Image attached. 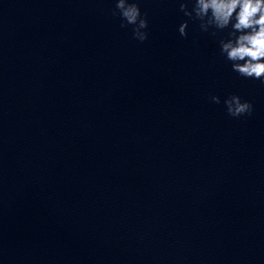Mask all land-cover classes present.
<instances>
[{
	"label": "clouds",
	"instance_id": "1",
	"mask_svg": "<svg viewBox=\"0 0 264 264\" xmlns=\"http://www.w3.org/2000/svg\"><path fill=\"white\" fill-rule=\"evenodd\" d=\"M180 11L192 21L199 22L202 32L220 35V55L231 64L233 72L246 79L264 84V0H180ZM119 15L121 28L132 26L133 38L148 39V20L141 13L139 0H116L113 15ZM188 20L178 28L186 37ZM210 100L219 104L220 97ZM229 116L251 115L253 105L239 95H229L223 101Z\"/></svg>",
	"mask_w": 264,
	"mask_h": 264
}]
</instances>
